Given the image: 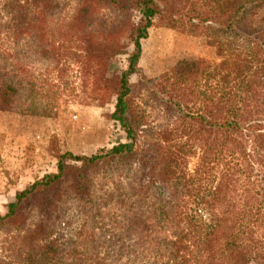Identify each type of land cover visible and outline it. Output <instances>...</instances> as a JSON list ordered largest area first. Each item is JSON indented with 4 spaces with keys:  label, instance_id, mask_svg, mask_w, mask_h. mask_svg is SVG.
I'll list each match as a JSON object with an SVG mask.
<instances>
[{
    "label": "trees",
    "instance_id": "trees-1",
    "mask_svg": "<svg viewBox=\"0 0 264 264\" xmlns=\"http://www.w3.org/2000/svg\"><path fill=\"white\" fill-rule=\"evenodd\" d=\"M25 2L39 7V0ZM226 4L229 14L221 26L232 38L230 52L220 49L218 63L180 61L172 76H166L167 108L177 120L172 128L153 132L138 158L135 147L143 120L132 108L130 77L138 72L142 40L160 10L155 0L82 2L77 19L86 34L91 30L97 35L99 27L91 29L92 12L101 5L125 15L139 7L143 14L131 28L134 50L118 78L113 114L128 142L90 157L62 154L56 172L17 192L7 213H0V227L26 223L35 214L41 219L24 242L28 247L20 250L22 264H264V0ZM252 10L260 14L257 29L248 33L239 24ZM114 23L130 24L119 18ZM115 53L106 54L104 61ZM18 70H0L3 97L19 91ZM192 155L198 156L193 171ZM115 163L127 168L125 177L117 180V191L104 192L98 209L92 201L93 208L80 219L84 225L66 239L61 235L65 221L72 223L74 216L71 210H59L65 192L90 201L91 171ZM54 216L60 228L56 238L47 232ZM146 216L160 221L167 236L144 231L141 222ZM93 218L102 225L87 227Z\"/></svg>",
    "mask_w": 264,
    "mask_h": 264
},
{
    "label": "rangeland",
    "instance_id": "rangeland-1",
    "mask_svg": "<svg viewBox=\"0 0 264 264\" xmlns=\"http://www.w3.org/2000/svg\"><path fill=\"white\" fill-rule=\"evenodd\" d=\"M82 2L85 4L86 0ZM82 2L39 0L37 8L25 0H0V70L4 73L9 66L19 69V91L9 99L0 94V164L14 167L20 162L30 164L29 169L33 170L30 179H13L11 170L4 168L11 175L6 174L0 183L19 186L17 190L5 187V194H0L4 200L0 206L2 215L7 213L8 204L15 200L17 192L57 171L62 154L90 157L102 149L109 150L128 142L127 134L113 119V114L118 78L127 70L129 55L134 50L131 28L140 23L143 14L139 7L131 8L125 15L101 5L92 12L95 21L91 29L99 27L97 35L91 30L86 34L77 19ZM155 2L160 13L153 20L148 38L142 40L138 72L130 77L132 108L143 120L142 137L135 147L138 158L148 148L153 132L172 128V122L177 120L169 115L167 108L166 76H172L180 61L220 62V49L229 53L232 40L221 26L227 22L229 14L227 0ZM255 13L257 15L253 16ZM259 14L252 10L239 24V29L248 33L256 30ZM100 18L104 24L97 25ZM115 18L126 19L130 24L114 23ZM115 50L116 53L104 61V56ZM197 157L192 155L189 159L191 171L196 167ZM124 164L129 167L131 161ZM122 165L115 163L109 169L91 171L94 186L90 201L70 198L69 192H65L59 210H71L74 217L70 220L72 223L65 221L62 236L67 239L84 225L80 219L93 208L92 201L98 209L103 205L99 198L104 197V192L117 191V180L127 173ZM90 221L87 227L102 225L97 218ZM40 224L41 219L35 214L26 223L0 227V264H22L20 250L22 246L28 247L24 244L26 238ZM58 224L55 216L47 224L52 238L58 234L60 237ZM141 227L147 233L167 236L162 223L152 217L146 216ZM39 232L43 237L47 233L43 227Z\"/></svg>",
    "mask_w": 264,
    "mask_h": 264
},
{
    "label": "crops",
    "instance_id": "crops-1",
    "mask_svg": "<svg viewBox=\"0 0 264 264\" xmlns=\"http://www.w3.org/2000/svg\"><path fill=\"white\" fill-rule=\"evenodd\" d=\"M23 161V160H21ZM3 163L2 165L0 164V181L2 182L5 177H6V174L8 175V177H10V172H8L7 170L5 171L4 168H7L9 170H11V173H12V176L10 178H13V179H19L20 177L22 179L24 178H27V179H30L32 176V173H33V170L29 169L30 167V164L29 165H26V164H22L20 162L18 163H15L14 164V167H3ZM16 173V174H15ZM19 185H16V184H12L11 182L9 183H0V189L3 188V191L0 190V194H5V192L7 191H4L5 187H13L14 189L16 188L17 190V187ZM3 195L0 196V206H2L4 204V200H3Z\"/></svg>",
    "mask_w": 264,
    "mask_h": 264
}]
</instances>
